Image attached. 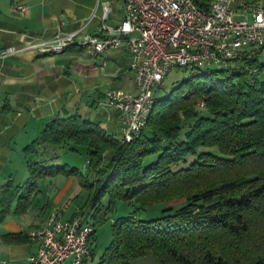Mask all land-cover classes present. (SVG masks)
<instances>
[{"label":"trees","instance_id":"obj_1","mask_svg":"<svg viewBox=\"0 0 264 264\" xmlns=\"http://www.w3.org/2000/svg\"><path fill=\"white\" fill-rule=\"evenodd\" d=\"M262 53L237 59L238 67L194 70L168 96L157 98L147 127L130 143L79 112L57 114L25 153L38 154L43 146L86 147L89 173L31 163L23 185L9 181L2 187L0 222L16 199L17 212L27 211L41 179L73 177L89 193L81 210L90 207L95 232L119 200L142 209L187 202L151 221L135 214L118 219L97 264H131L148 253L156 264H264ZM185 122L190 124L186 129ZM202 148H217L219 154ZM156 155V161L145 164ZM106 196L107 208L102 204ZM4 239L23 241L21 234Z\"/></svg>","mask_w":264,"mask_h":264},{"label":"crops","instance_id":"obj_2","mask_svg":"<svg viewBox=\"0 0 264 264\" xmlns=\"http://www.w3.org/2000/svg\"><path fill=\"white\" fill-rule=\"evenodd\" d=\"M248 1L264 7V0ZM124 16L123 0H0V191L9 181L23 185L33 158L50 152L49 146L41 147L38 154L27 155L25 149L59 113L79 112L121 139L122 115L102 108L100 103L111 89L136 91L124 46L97 57L78 47L61 54L30 50L6 57L3 51L49 41L59 32H78V39L98 36L104 24L117 27ZM112 155L109 152L106 158ZM67 179L69 188L76 179ZM64 191L50 190L47 203L35 210L36 192L24 213L17 212L14 200L0 222V264H29L39 244L30 241L28 234L44 227L52 214L67 220L60 217L57 207ZM10 234H21L23 241L6 242L4 237Z\"/></svg>","mask_w":264,"mask_h":264},{"label":"built area","instance_id":"obj_3","mask_svg":"<svg viewBox=\"0 0 264 264\" xmlns=\"http://www.w3.org/2000/svg\"><path fill=\"white\" fill-rule=\"evenodd\" d=\"M123 1L122 22L117 27L104 24L98 36L78 39V32H59L49 41L10 47L2 55H21L30 50L61 54L78 47L97 57L124 46L136 91L111 89L100 106L122 115L121 133L126 143L147 127L172 69L209 72L264 49V7L248 0ZM242 16L245 20H235ZM94 233L88 215L62 220L52 214L44 227L28 234L30 241L39 244L29 264H90L95 258Z\"/></svg>","mask_w":264,"mask_h":264},{"label":"rangeland","instance_id":"obj_4","mask_svg":"<svg viewBox=\"0 0 264 264\" xmlns=\"http://www.w3.org/2000/svg\"><path fill=\"white\" fill-rule=\"evenodd\" d=\"M235 20H245V17H235ZM260 59L264 62V49ZM242 64L240 61H230L224 68L238 67ZM193 69H172L164 80L163 86L159 92V97H166L169 93L177 87L183 80L187 79L192 73ZM259 79L264 80V73L258 76ZM204 113V112H203ZM190 124L185 122L184 129H186ZM50 152L46 155L43 153L39 159L33 158L32 162H43L44 165L49 166H64L68 165L73 168H78L82 173L88 174V150L86 147H75L77 150H72V145L65 144L61 147L49 146ZM202 150L210 151L219 154L217 148H202ZM46 156H45V155ZM158 156H151L146 159V165L151 162L156 161ZM194 161V157L188 159V164ZM182 167L185 165H181ZM68 182L67 177L57 176L54 178L41 179L38 182L37 194L35 196L34 209L37 207L42 209L43 205L47 203L48 194L50 190L59 193L64 191V196L61 201L57 204L58 209H60L59 215L61 218L68 219L75 215L78 209L79 215H90V207L85 210H81L82 205L87 202L89 193L87 190L83 189L78 180L74 181V184L69 188L66 187ZM50 189V190H49ZM67 189V190H66ZM54 198V197H53ZM52 198V199H53ZM185 200H177L171 203L160 204L152 207L142 209L136 202L128 201H117L115 208L112 212H108L106 221L97 227L94 234L93 247L95 252L94 261L90 264H97L104 254L107 247L111 244L113 240V225L120 219L125 218L130 215H136L140 220L151 221L163 216V212L166 209H171L172 213L176 212L178 209L186 205ZM102 204L104 207L109 205V197L106 196L102 199ZM40 209V210H41ZM93 211V210H92ZM90 223H93V219L89 217ZM131 264H156L151 253H148L145 257L133 261Z\"/></svg>","mask_w":264,"mask_h":264}]
</instances>
